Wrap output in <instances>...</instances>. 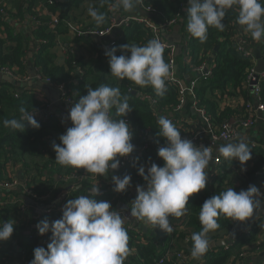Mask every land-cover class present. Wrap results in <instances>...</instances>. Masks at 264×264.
Wrapping results in <instances>:
<instances>
[{
	"label": "trees",
	"instance_id": "obj_1",
	"mask_svg": "<svg viewBox=\"0 0 264 264\" xmlns=\"http://www.w3.org/2000/svg\"><path fill=\"white\" fill-rule=\"evenodd\" d=\"M41 1L44 2L49 12L59 17L60 22L54 30H51L49 21L36 14L33 0L27 1L17 10L6 9L7 16L5 20L0 21V67L7 66L19 75H26L29 74L27 63L30 61L33 67L38 68L43 77L51 80L52 86H65L67 93L72 96V104L80 96L87 95L88 87L95 88L102 84L119 87L122 96L128 97V103L132 108L123 117L132 131L131 142L139 149L145 143H148L147 136L151 135L158 147L163 146L165 138L158 135L159 125L157 121L161 115L173 112L180 105L181 94L178 84L167 80L166 94L158 96L150 86L141 88L127 78L120 80L112 76L109 57L105 55L103 49L96 47L91 35L74 33L75 42L86 43L98 50L97 61L90 66L84 64L80 56L76 57L71 52L68 53L64 62L60 63L58 61L59 53L56 50L58 37L70 31L68 21L75 23L83 32L90 29H106L117 20L115 12L120 17H130L131 20L128 24L120 26V33L116 38L115 45L110 46L108 49L117 47V56L123 54L119 50L120 45L130 43L142 46L149 40L154 39V30L147 24L133 20L134 15L130 11H125L122 7H116L117 0H56L53 4H48V0ZM262 3H264V0H262ZM141 6L143 9L147 6L152 8L151 20L157 25L165 20H178L181 25V32L183 36H187L188 41L187 44L183 45L182 52L176 55L177 72L188 85L191 81L196 80L195 96H188L189 104L192 105L195 102L198 107L204 108L214 125H219L242 114L250 115L249 108L246 106L250 101L254 106V110L255 104H264V79L261 81L260 91L255 96L246 83V78L252 68V60L242 55L235 45L237 34L252 41L253 44L258 41L253 40L249 34H246L243 27L236 22L238 13L235 9L228 10L225 16L223 20L225 24L224 31L210 27L206 42L201 43L198 38H194L187 30L188 0H143ZM90 7L96 8L105 14L106 18L102 24L97 25L92 18L85 25L79 23L78 18L80 15L76 14L75 9L85 13L88 12ZM34 19L39 21L36 26H32ZM25 28H28V31ZM33 41L36 42V45L31 48ZM9 42H14V44L8 45ZM30 51L33 53L32 56H29ZM170 53V48L165 47L164 59L168 63H170ZM204 62L209 63L211 67V74L209 75L200 74L195 70L197 66ZM76 67L81 71L80 76H76L74 73ZM74 79L76 80L74 81ZM133 91L136 93H133ZM147 95L151 96L155 102L151 103L146 98ZM234 95L243 96V103L235 106L230 105L228 99ZM59 103L63 106V109L56 110L52 107L59 116L51 117L46 121L37 120L41 125L38 129L32 128L30 125L23 132L5 128L3 120L19 119V108L21 106L29 111L41 112L45 111L48 105L51 104L48 101L38 99L32 90L17 91L9 83H0V180L13 179L15 168L21 167L28 176V186L33 187L35 192L43 194L55 190L57 175L60 176V180L65 182L63 177L74 172L81 176V180L76 178L73 182H67L74 183L75 186L70 189L67 195L63 196L62 203L65 204L69 199L86 195L88 187L100 177L88 174L84 168L65 167L55 161L56 152L52 144L53 142L60 143V135L72 126V122L69 123L70 120L68 119L69 109L62 102ZM111 115L117 119L121 118L116 116L115 109L111 111ZM193 116L197 115L194 114ZM168 118L172 122L178 120V117ZM248 144L252 148L251 152L254 160L249 169L241 171L245 182H239V185H236L233 180L232 169L233 167L238 169L239 160L230 161L223 158L218 165L220 169L218 175L207 182L205 189L189 197L185 214L181 217L169 218L174 229L171 234L163 232L154 225H146L143 221H138L142 227L133 225L131 228H126L129 235L131 254L125 264H155L172 250L177 249L188 252V247H192L193 244L192 234L199 232L202 228L199 220L200 207L207 199L230 187L239 192L241 189H248V185L263 184L264 148L254 146L252 143ZM41 149H46L47 155H50V157L46 156ZM137 157L139 158L138 161ZM118 158L121 161L123 157ZM131 158V161L127 162L121 170L123 171L121 177L128 173L127 175H131L134 183L144 180L142 176L139 177L137 174L140 165L150 167L151 163H156L159 166L164 164L163 159L158 155L151 156L135 152L131 155ZM10 192L5 191V194L16 195ZM96 198L97 200L109 201L113 207L118 199L117 192L108 189L106 186L102 187L101 195ZM20 203H22L21 200L15 201L9 207L0 208V223L8 220L14 221V218L9 216V212L11 208L15 209L17 213L22 211L19 208ZM61 216L62 210H58L51 214L44 213L41 220L48 218L50 221H54L61 218ZM239 222L241 221H233L231 218L220 216L218 218L219 228L208 233L209 241L224 239L233 232ZM261 227L260 225L250 232L240 234L227 248L222 246L209 250L203 257L201 264H225L233 252L246 247L251 252L252 246L259 241ZM145 228L147 231L144 230ZM18 235L14 224V232L11 238L0 241V264H13L15 261L17 253L13 248V244ZM51 235H48L47 243L41 242L38 236L31 235L23 251L24 259L28 262L34 259V249L38 246L46 248ZM186 239L188 242L185 241ZM259 246L264 248V238L256 247ZM233 262L230 264H236V262Z\"/></svg>",
	"mask_w": 264,
	"mask_h": 264
},
{
	"label": "clouds",
	"instance_id": "obj_2",
	"mask_svg": "<svg viewBox=\"0 0 264 264\" xmlns=\"http://www.w3.org/2000/svg\"><path fill=\"white\" fill-rule=\"evenodd\" d=\"M140 3L142 0H117L116 7L131 11ZM232 9L237 11L236 22L246 34L255 41L264 40L262 0H188L187 30L204 43L210 27L224 31L223 20ZM88 13L97 25L105 21V14L96 8L90 7ZM164 48V42L154 38L142 46L120 45L123 54L119 56L117 47L106 50L111 75L120 80L127 78L141 88L150 86L158 96H164L166 81L172 74L170 64L164 59ZM113 109L121 118L110 115ZM131 110L128 97L122 96L119 87L106 84L88 87L87 95L80 96L69 110L72 126L60 135V143L52 144L55 161L65 167L84 168L88 174L98 177L114 172L120 165L118 157L129 156L135 149L132 131L123 118ZM19 112V119H4L3 126L20 132L28 125L35 129L41 127L35 119L36 110L21 106ZM157 123L158 135L165 138L157 153L164 164L138 167V174L147 182V187L136 186L137 196L131 202L130 216L171 234L174 229L169 218L183 216L189 197L206 188V169L212 160V149L197 147L191 140L182 139L181 131L166 115H161ZM251 149L246 139L239 136L220 145L218 152L225 160L238 159L241 170L246 171L243 165L252 158ZM111 181L113 191L122 193L131 186L132 177L113 174ZM99 195L101 189L95 184L87 195L69 199L62 208L61 218L38 222L40 235L49 232L52 235L46 248L34 249L30 264H125L131 254L125 227L128 216L113 209L109 201L97 200ZM261 208H264V193L255 185L239 192L230 187L207 199L200 207L202 228L191 236V256L201 259L208 252V233L219 228L220 216L243 222ZM13 232L14 221L0 223V241L10 239Z\"/></svg>",
	"mask_w": 264,
	"mask_h": 264
},
{
	"label": "crops",
	"instance_id": "obj_3",
	"mask_svg": "<svg viewBox=\"0 0 264 264\" xmlns=\"http://www.w3.org/2000/svg\"><path fill=\"white\" fill-rule=\"evenodd\" d=\"M27 1H29V0H7L8 8L13 9V10H17ZM33 2H34V9H35L37 15L52 17V14L47 11L48 8L46 9L44 2H42L41 0H33ZM142 10H144L142 8V6L137 5L130 12H131V14L136 15V16H145V15H143ZM75 12H76V14L80 15L78 18V21L81 25H85L88 23V21H90L91 17H90L88 12L82 13L80 10H77V9H75ZM115 15H116L117 20L120 19L119 14H116V12H115ZM27 29L28 28H25L26 31H28ZM119 33H120V27H117L114 31H112L110 34L104 36L103 38H98V39L93 38L92 41L96 43V47L104 50V48L109 47V45H111L113 42L116 41V38L118 37ZM180 36L183 38L181 40L182 42H179V38H181ZM165 39H167L169 42L174 43V44L179 46V48L177 49L178 54H180L182 52L183 45H185V42H183L184 36H183V33L181 32V26H180V29H178L176 27L174 29V32L172 34L167 35V37H165ZM34 42L35 41H33V43ZM57 44L58 45L56 46V50L59 53L58 54L59 55L58 61L60 63L64 62V60L67 58L69 52L74 54L76 57L80 56L83 60V63L84 64L86 63L87 66H90L97 61L98 50L95 48H92L90 45H87L86 43L75 42L74 34L72 33L71 30L68 33L60 35L57 39ZM35 45H36V42H35ZM33 47L31 46V48H33ZM251 48H253L254 50L259 48L262 51V55L264 56V40L259 41V42H255L254 44L251 45ZM27 64H28V69H29V75H32L35 71V67L32 66L30 61ZM206 65L209 66V63H207ZM74 73L76 76H80L81 71L79 68L76 67L74 69ZM75 80L76 79H74V81ZM1 82L11 84L12 88L16 89L17 91H23L25 89L26 90H28V89L32 90L38 99L50 102L51 106L54 109H56V110L57 109H63V106L59 103V97L61 95V91L57 87H54L47 82H44V81L43 82H38V81L19 82L18 81L19 82L18 84H12L8 81H5L4 79L0 80V83ZM243 99H244L243 96L234 95L228 99V102H230L229 103L230 105L235 106L237 104L243 103ZM194 114L197 115L196 112L194 111V108L192 107V105H190L189 101H187L186 103L183 104V106L181 107V109L179 111L170 112V113L166 114V116H172L173 115L174 117L184 118V120L187 121L188 123L189 122L192 123L193 120L198 121V116H193ZM236 118L237 117H234L231 119V123L237 131L236 137L242 136L246 139L247 143L255 142L257 145H254V146H262L264 148V113H260L258 121L256 122L255 126L249 127V128L242 127V125H240V123L238 122V119H236ZM69 123H71V121H69ZM149 136H151V135H149ZM149 136H148L149 147H148V149H146L144 151V154L151 155V156L152 155H158L157 153H158L159 147L155 144L154 140L152 139V136H151V138H149ZM227 143L228 142H224V144H227ZM196 146L199 147L200 145L196 144ZM213 153L214 154L218 153L217 147L214 148ZM45 155L50 157V155H47V154H45ZM253 160L254 159L251 158L249 161L246 162L245 165H243V167L246 169H249L253 163ZM241 168H242V165L240 164L238 166V169L234 168V167L232 169L233 180L236 183V185H239V182H245L244 177L241 175V173H242ZM219 171H220L219 166L215 163L214 155H213L212 160L210 161V163L206 169V172H208L207 182L213 180L215 175H218ZM113 174L121 176V173L117 170H114V172H109L108 174L101 176L100 178H97L93 182V184L88 187V191L95 184H98V186L101 189V192H102V187H104V186L108 187V189H110V190H113V183L111 181V176ZM25 175H26V171L24 169H22L21 167L15 168L13 179H17L20 182V185H18L14 189L8 191V192L11 191L14 194H16L15 196L13 194H11L14 197L15 201H20V200L24 201L21 198V196L25 195L24 190H23V186H22V183L24 182V179H25ZM56 179H57V184H55V187H56L55 190L53 192L51 191L49 193H43L46 195V198L42 201L43 203L35 200L37 202L38 206L29 205L25 211H20L19 213H17L15 209L11 208V210L9 212V216L14 218V224H15V226L17 228V232L19 234L17 239L15 240V242L13 244V248L17 253V257H16L15 261L13 262V264H17V263L22 264L21 262H24V264H30V262H28L24 259L23 251H24L25 245H26V243H27V241L31 235L38 236L40 238L41 242L47 243V237L49 234H51V232L46 233L44 235H40L38 233V229L36 227L37 223L40 222L42 219L41 216L44 214L43 209L49 208L53 205L55 206L56 204L61 202V200L63 199V196L67 195L69 193L70 189H72L75 186L74 183L70 184L67 182H63L62 180H60V176H58V175L56 176ZM137 185H142L146 188L147 182L145 180L137 182V183L131 182V186L128 187V189L125 192H122V193L117 192V198L118 199H117V203L114 205L113 209L120 211L123 214V211L125 210V208L127 206H129L131 201H133L137 196V190H136ZM248 186H250V185H248ZM255 186H257L260 189L261 193H264V183L261 185H255ZM241 190H247V189H241ZM88 191H87L86 195L88 194ZM3 194L5 195V193H3ZM237 225L233 229V232L224 238V240L226 241L225 242L226 245L229 244L231 239H235L240 234H242L244 232H250L253 230V228H257L261 225L262 227L260 229L261 234L259 236V241H258V243H256L255 245L252 246L253 247L252 248L253 255L251 257V260L253 262H260V261L264 260V248H262L260 246L256 247L261 243L262 239L264 238V208H261L257 214H254L253 217L248 218L246 221L240 222L239 226L243 225L244 226L243 230L238 232L236 229L238 227ZM140 226L142 227L141 224H140ZM254 247H256V248H254ZM209 250H210V248H209ZM197 260H200V259H197Z\"/></svg>",
	"mask_w": 264,
	"mask_h": 264
},
{
	"label": "built area",
	"instance_id": "obj_4",
	"mask_svg": "<svg viewBox=\"0 0 264 264\" xmlns=\"http://www.w3.org/2000/svg\"><path fill=\"white\" fill-rule=\"evenodd\" d=\"M55 1L56 0H48V4H53ZM6 9H9L7 0H0V21L5 20V18L7 16L6 15ZM46 9H47V7H46ZM47 11H48V9H47ZM144 11L146 13H148L149 15L148 14H145V16L134 15V17H132V19L137 21V22H141L143 24L149 25L155 32L154 38L161 39L164 42L165 47L170 48L171 53H170V63L169 64H170V67L172 69V74L168 80L173 82V83L178 84L180 87V94H181L180 105L177 108H175V110H174V111H179L181 109V107L183 106V104L186 103L187 101H189L188 96L194 95V87L196 85V80L191 81V83L188 85L184 80L181 79V77L179 76V74L177 72V61H176V55L178 54L177 49L179 48V46L174 44V43H171L167 39H165V37H167V35L172 34L174 32V29L177 26H181V25L178 23V20H176V19L167 20V21L165 20V21L160 22V24L157 25L156 23H154L151 20L152 8L150 6H147L144 8ZM49 13H51V12H49ZM51 14H52V17L42 16V18L48 20L49 26H50L49 28L51 30H54V28L60 22V19L57 15H55L53 13H51ZM130 20H131V18L127 17V16L126 17H120V19L116 20L113 24H111L106 29H103V30L90 29V30L83 31V32L81 31L82 29H80L79 26H77L76 24H74L72 22L68 21V25L70 27V30L73 32V34L76 33L78 35H81V34L91 35L93 38L98 39V38H103L104 36L110 34L117 27H120L123 24H128L130 22ZM38 24H39V21L34 19L32 22V26H36ZM187 41H188L187 36L186 37L184 36L183 42H185V44H187ZM7 44L13 45L14 42H9ZM252 44H253L252 41H250L248 39H244L240 35L237 34V36L235 38V45H236L237 49L239 50V52L242 55H244L247 58H250L252 60V68H251V70H250V72L246 78V83H247L248 87L251 88V90L253 91V94L256 96L261 89V81L264 79V71H262L259 74V77L257 79L255 78V66H256L257 60H256L254 53H253L254 49L251 48ZM113 45H115V42H113L111 45H109V47L113 46ZM109 47L104 48V52H106V50H108ZM262 57L264 59L263 55H262ZM195 70L198 71L200 74H203V75L211 74V67L207 66L205 64V62L203 64L197 66ZM1 74L12 76L13 78H16V80L19 82H29V81L41 82V81H44V82H47V83L52 85L51 80L49 78L43 77L42 74L39 72L38 68H36V67H35V71H34L33 75H29V74L19 75V74H17L16 71H13L9 67L2 66V67H0V75ZM254 81H255V83H253ZM184 83H185V86H184ZM57 88L61 91V95L59 97V102H62L63 104H65L67 106V108L70 110L72 103H73L72 96H70L67 93V90H66L64 85H60ZM146 98L148 100H150L151 103L155 102V100H153L151 98V96H149V95H147ZM246 106L249 108L250 115L246 116V114H242V115L237 116L236 119H238V122L240 123V125H242V127L249 128V127L255 126L256 122L258 121L259 114L264 113V104L263 103L255 104V110L253 109L254 106L251 103V101L248 102ZM192 107L194 108V110L198 116V121L193 120L192 123L191 122L188 123L187 121L184 120V118H178V120L173 122V123L174 124L177 123L176 124L177 128H182V129H179L181 131L182 139H189L195 145L198 144L200 146L210 147L212 149V156L214 155V161L217 165H219L222 162L223 157H222V155L219 154V152L217 154H214L213 153L214 148H216V147L219 148V146L223 145L224 142L233 141L237 136V131L233 127L231 120L222 122L219 125H214L212 123V121L210 120L209 116L207 115L204 108L198 107L195 102H193ZM110 115H111V113H110ZM58 116H59V114L54 112L52 106L48 105V107L45 109V111L36 112L35 119L46 121V120H49L51 117L53 118V117H58ZM167 117H174V116L172 115V116H167ZM184 126H187V127H184ZM148 136H147V140H148ZM252 145H257V144L255 142H253ZM148 147H149L148 143H145L139 149L137 147H135L132 154L122 158V160L120 161V165H119L118 169H116V170L119 171L120 173H122L123 171H121V170L124 168L126 163L131 161V159H132L131 155L135 154V152L136 153L137 152L144 153V151L146 149H148ZM41 150L43 153L48 154L46 149H41ZM126 174H128V173H126ZM138 176L140 177L139 174H138ZM27 178H28V176L25 175L24 182L22 183L24 194L27 196H30L31 198H33L34 200H36L38 202L43 203L42 201L46 198V195L37 193V192H35L33 187H31L30 185L28 186ZM76 178H79V180H81V176H78L76 173L73 172V173L63 177V180L65 182H73L74 179H76ZM18 185H20V182L17 179H11V180H6V181L0 180V208H2V207L6 208L15 202L14 197L12 195H6V194L4 195L3 193H5V191H9V190L14 189ZM28 206L29 205L26 204L24 201H22V203L19 204V208L22 211H25L28 208ZM63 206H64V204L62 203V200H61V202H59L55 206L53 205L49 208H45V209H43V211L46 214H51L55 211L62 210ZM130 213H131V203L129 204V207L123 211V214L128 216L126 218L127 223H125L126 228H131L133 225H135L138 222V220H136L135 218L130 216ZM237 224L239 225L240 222ZM222 240H224V239H222ZM233 240L234 239H231L229 244L226 245V243H225L224 246L227 248L230 245V243H232ZM185 241L188 242L187 239ZM215 241H217V240H215ZM215 241H213V242H215ZM211 243L212 242H210V244ZM188 248H189L188 252L183 251V250H177V249L172 250L171 252H168L163 258H161V260L157 261L155 264H169V262H171L170 264H180V263L201 264L203 262L204 258H202L200 260L194 259L191 256L192 247H188ZM210 250H213V249H210ZM248 250H249V248L246 247V248H243V249H240L238 251L233 252L231 257L227 260V263H225V264H230L233 261H234L233 263L236 262V264H243V263H245V264H264V260H262L260 262H253L251 260L253 253H252V251L249 252ZM204 262H205V260H204Z\"/></svg>",
	"mask_w": 264,
	"mask_h": 264
},
{
	"label": "water",
	"instance_id": "obj_5",
	"mask_svg": "<svg viewBox=\"0 0 264 264\" xmlns=\"http://www.w3.org/2000/svg\"><path fill=\"white\" fill-rule=\"evenodd\" d=\"M143 1V0H142ZM139 5H141V3L139 4ZM142 13H143V15H145V14H148V13H146L144 10H142ZM149 15V14H148ZM177 28L178 29H180V26H177ZM181 37V36H180ZM171 38V37H170ZM181 39H182V37L181 38H179V42H181ZM35 45V43H31V46L33 47ZM253 53H254V56H255V58H256V60H257V63H256V66H255V78L257 79L258 77H259V74L262 72V71H264V59H263V57H262V52H261V50L259 49V48H257V49H255L254 51H253ZM29 56H32L33 55V53H32V51H30L29 52ZM33 75V74H32ZM2 79H4L5 81H8V82H10V83H12V84H18L19 82L15 79V78H13L12 76H9V75H0V80H2ZM253 83H255V81L253 82ZM184 86H185V83H184ZM133 93H136L135 91H133ZM195 111V110H194ZM149 138H151V136H149ZM21 198L28 204V205H33V206H38V204H37V202L35 201V200H33L30 196H27V195H22L21 196ZM237 229V231L239 232V231H241V230H243L244 229V226L242 225V226H239L238 225V227L236 228ZM145 231H147V229L145 228L144 229ZM225 245V241L224 240H217V241H215V242H212L211 244H210V249H214L215 247H222V246H224ZM127 260H129V258H127ZM22 264H24V262H21ZM17 264H19V263H17ZM180 264H185V263H180Z\"/></svg>",
	"mask_w": 264,
	"mask_h": 264
},
{
	"label": "rangeland",
	"instance_id": "obj_6",
	"mask_svg": "<svg viewBox=\"0 0 264 264\" xmlns=\"http://www.w3.org/2000/svg\"><path fill=\"white\" fill-rule=\"evenodd\" d=\"M129 206H127L125 209H127ZM126 223H127V221H126ZM135 224V223H134ZM135 226H139L140 227V224L137 222L136 224H135Z\"/></svg>",
	"mask_w": 264,
	"mask_h": 264
}]
</instances>
